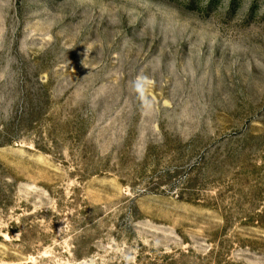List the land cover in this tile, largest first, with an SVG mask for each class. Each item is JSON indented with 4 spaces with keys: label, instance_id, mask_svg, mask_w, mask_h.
I'll use <instances>...</instances> for the list:
<instances>
[{
    "label": "rangeland",
    "instance_id": "rangeland-1",
    "mask_svg": "<svg viewBox=\"0 0 264 264\" xmlns=\"http://www.w3.org/2000/svg\"><path fill=\"white\" fill-rule=\"evenodd\" d=\"M0 264H264V0H0Z\"/></svg>",
    "mask_w": 264,
    "mask_h": 264
}]
</instances>
